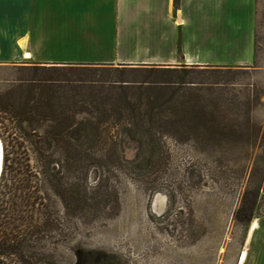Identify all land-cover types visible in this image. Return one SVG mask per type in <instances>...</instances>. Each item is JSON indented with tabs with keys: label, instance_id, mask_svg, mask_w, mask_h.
<instances>
[{
	"label": "rangeland",
	"instance_id": "1",
	"mask_svg": "<svg viewBox=\"0 0 264 264\" xmlns=\"http://www.w3.org/2000/svg\"><path fill=\"white\" fill-rule=\"evenodd\" d=\"M257 4L256 62L226 74L223 102L214 94L224 105L215 134L195 114L185 128L154 130V141L140 138V122L98 128L88 104L81 107L87 91L81 106L69 92L66 106L40 109L46 118L29 115L33 66H0V191L28 179L41 197L13 221L22 244L4 264H235L252 219L264 213V0ZM30 223L38 233L23 232Z\"/></svg>",
	"mask_w": 264,
	"mask_h": 264
},
{
	"label": "crops",
	"instance_id": "2",
	"mask_svg": "<svg viewBox=\"0 0 264 264\" xmlns=\"http://www.w3.org/2000/svg\"><path fill=\"white\" fill-rule=\"evenodd\" d=\"M257 7V0H0V66L252 67ZM235 264H264V213L252 219Z\"/></svg>",
	"mask_w": 264,
	"mask_h": 264
},
{
	"label": "trees",
	"instance_id": "3",
	"mask_svg": "<svg viewBox=\"0 0 264 264\" xmlns=\"http://www.w3.org/2000/svg\"><path fill=\"white\" fill-rule=\"evenodd\" d=\"M121 69L114 68L112 65L32 67L34 78L27 81L35 85L37 95L33 96L31 104H28L32 109L30 108L27 114L36 113L46 118L45 113L40 111L42 107L53 104L66 106L70 97L69 92L75 91L78 92L76 102L81 106V97L84 95L83 92L87 91L88 103L84 102L81 107L88 104L89 107L85 112L97 116L98 128L105 124L121 126L129 121L140 122V138L144 139V136H147L146 138L150 141L152 139L154 141L157 139L156 134H153L154 130L160 132L166 126L185 128L193 121L190 118L191 114L199 117L203 127L211 134H215L222 126L218 123L214 125V123L218 119L216 115H220L224 107L222 102L225 96L221 88H225L229 82L226 74H231L232 68L182 65L181 68L152 66L131 68L130 71H127L126 67ZM112 72H119L121 79L112 80L104 77V73L111 74ZM126 72L140 74L141 81H125ZM43 73L45 77H39ZM130 93L135 95L129 97ZM217 93H220L217 97H221L222 102L215 99L214 94ZM110 104L113 106L110 107ZM212 108L214 112L210 111ZM32 110H34L33 113ZM209 114L213 118L205 121ZM66 115V111L62 113V116ZM87 123L89 126L92 125L90 122ZM225 126L224 128L229 129L230 133L233 132V125L227 127L225 124ZM44 169L43 174L48 176L49 166ZM37 185L34 186L28 179H22L18 180V183L14 181L10 182V185L5 184L4 192L0 191V264H4L3 258H6L7 250L15 249L16 246L18 249L22 244V240L18 239V236H21V233L17 232L19 227L14 225L13 221L23 217L22 206H27L26 211L31 212L29 208L34 205L30 204V199L33 198L34 201L41 199L37 194L39 189ZM99 187H102L101 183L98 184ZM85 194H87L86 189ZM106 196L104 195V198ZM84 197L86 201V195ZM24 201L28 205L24 204ZM29 216L32 215L29 214ZM6 223L13 225L9 233L6 230ZM38 227L30 223V227L24 229L23 232L33 233L29 231L33 228L32 231L38 233ZM14 241L17 244H13ZM19 259L23 264H34L23 261L22 257Z\"/></svg>",
	"mask_w": 264,
	"mask_h": 264
},
{
	"label": "bare ground",
	"instance_id": "4",
	"mask_svg": "<svg viewBox=\"0 0 264 264\" xmlns=\"http://www.w3.org/2000/svg\"><path fill=\"white\" fill-rule=\"evenodd\" d=\"M2 167H3V151H2V146H1V143H0V175H1V172H2ZM252 226L255 229V227H257V222L255 221L252 224ZM245 258H246V253H244V255L242 257V261H241L242 263L245 261Z\"/></svg>",
	"mask_w": 264,
	"mask_h": 264
}]
</instances>
